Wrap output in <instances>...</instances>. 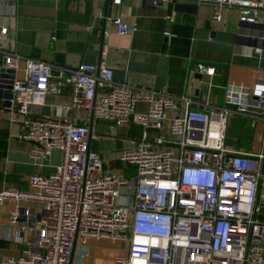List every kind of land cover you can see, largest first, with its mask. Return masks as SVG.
<instances>
[{
	"label": "built area",
	"instance_id": "2783aa9c",
	"mask_svg": "<svg viewBox=\"0 0 264 264\" xmlns=\"http://www.w3.org/2000/svg\"><path fill=\"white\" fill-rule=\"evenodd\" d=\"M158 1L172 0H153ZM195 1L212 4L217 21L225 8L236 7L241 22L257 23L264 9V2L256 0ZM17 14L16 0H0V16ZM173 16H165L167 36ZM110 19L121 34L138 29L135 22ZM7 31L1 27V33ZM0 53L6 67L16 72L24 63V76H15L10 100L21 116V137L31 143L30 158L44 165L55 150L62 153L55 171L29 177V189L0 190V204L8 198L37 204L15 206L12 225L29 220L34 208L40 214L28 229L30 240L22 254L2 264H88V251L78 261L74 254L91 237L127 243V255L115 258L114 264H264V152L226 144L229 114L264 121V82L255 87L227 85L223 106L198 110L189 96L116 81L97 74L91 62L68 70L7 51L2 37ZM107 53L104 46L102 60ZM248 54L264 57V48ZM100 68L105 71V65ZM196 68L208 75L215 71L204 63ZM68 84L70 108L91 109L95 118L110 122L112 136L118 135L116 126L135 123L142 128V136L131 140L135 146L122 149L117 159L132 172L106 166L92 148L97 133L87 123L32 114L33 105L44 104L48 94H62ZM180 101L185 106L176 112Z\"/></svg>",
	"mask_w": 264,
	"mask_h": 264
},
{
	"label": "crops",
	"instance_id": "0c3cea01",
	"mask_svg": "<svg viewBox=\"0 0 264 264\" xmlns=\"http://www.w3.org/2000/svg\"><path fill=\"white\" fill-rule=\"evenodd\" d=\"M16 1V17L0 16V36L5 50L25 57L68 70L82 62H91L96 64L97 74H108L116 81L134 87L167 90L174 96H189L193 100L192 108L198 110L209 109L206 106H223L227 85L255 87L264 82V57L248 54L250 49L264 48V9L260 11L257 23H248L239 20L236 7L225 8L223 19L217 21L212 4H200L195 0L157 3L153 0H123L120 4H114L112 0ZM172 12V34L167 36L164 34L165 16ZM110 18H121L129 24L135 22L138 29L134 33L121 34ZM2 26L7 27L6 34L1 33ZM104 46L108 47V53L102 60ZM198 63L213 67L214 74L198 71ZM23 64L21 62L16 77L24 76ZM101 65H105V71ZM193 72L202 73V80L195 78ZM53 75L56 77L58 73ZM71 101L72 86L68 84L62 94H48L44 104L33 105L31 112L47 120L87 123L94 133L96 127H105L106 134L97 133L92 139V148L98 151L93 141L114 137L108 133L110 122L95 118L91 109L70 108ZM178 106L185 105L180 101ZM181 107L176 112L182 111ZM248 119L252 118L246 117V123L250 122ZM254 120L257 131L253 139H246L247 136L238 138L235 142L239 144L232 148L227 145L229 148L250 153L264 152V121L261 118ZM116 130L128 142L142 136V128L135 123L116 126ZM22 132L21 116L11 107L1 106L0 190L5 187L29 189L32 174L49 173L53 167L47 161L44 165L34 164L29 156L31 143L21 137ZM122 149L118 150L117 156ZM104 158L106 166L132 172L130 166L116 162L119 165L113 167L111 159ZM18 204L37 206L32 201L13 198L0 204V264L10 256L22 254L28 246L27 240H30L28 229L40 217L38 209L34 208L29 220L21 218L18 224L12 225L10 215ZM121 245L127 244L124 240L112 242L107 238L91 237L84 248H77L74 260H82L81 252L88 251L85 263L114 264L115 258L127 255V248L124 254L119 251Z\"/></svg>",
	"mask_w": 264,
	"mask_h": 264
},
{
	"label": "rangeland",
	"instance_id": "374dc122",
	"mask_svg": "<svg viewBox=\"0 0 264 264\" xmlns=\"http://www.w3.org/2000/svg\"><path fill=\"white\" fill-rule=\"evenodd\" d=\"M228 119L229 121L226 131V144L229 147L231 146L233 147L236 144H239L238 142L237 143L235 142V140H237L238 138L242 139V137L247 136L246 139H253L257 131L254 125L255 123L254 119L253 120L248 119L250 120L249 123H246V117L242 115H236V116L229 115ZM95 132L98 134H106V129L103 126H98L96 127ZM118 133L119 135L115 137H103L99 141H93L95 148L98 149V152L102 153L104 161H105L104 157L111 159L110 161H112L113 167H117V165H119L116 163L118 159L117 156L118 150L122 149L123 147L135 146L134 143L125 140L124 139L125 137L120 132ZM128 139L131 138L129 137ZM243 143H245V141H243ZM61 157H62L61 151L55 150L53 152L51 160L47 161V163H51L53 165L51 170L48 171L49 173L55 171V167L61 163ZM107 167L110 166L107 165ZM121 168H124V166L121 165ZM49 173H45V174H49ZM118 248H120V250L119 249L118 250L124 254L126 252L127 245L126 246L121 245V247L119 246Z\"/></svg>",
	"mask_w": 264,
	"mask_h": 264
},
{
	"label": "water",
	"instance_id": "95a60500",
	"mask_svg": "<svg viewBox=\"0 0 264 264\" xmlns=\"http://www.w3.org/2000/svg\"><path fill=\"white\" fill-rule=\"evenodd\" d=\"M257 39V38H256ZM55 71H53L54 73ZM16 76V71L6 67V59L0 53V107H11V98L13 96V83ZM195 78L202 80L203 74L193 72Z\"/></svg>",
	"mask_w": 264,
	"mask_h": 264
}]
</instances>
